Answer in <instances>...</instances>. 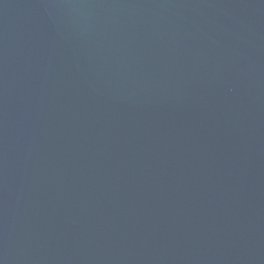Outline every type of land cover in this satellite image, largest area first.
<instances>
[{
	"label": "water",
	"instance_id": "95a60500",
	"mask_svg": "<svg viewBox=\"0 0 264 264\" xmlns=\"http://www.w3.org/2000/svg\"><path fill=\"white\" fill-rule=\"evenodd\" d=\"M0 264H264V0H0Z\"/></svg>",
	"mask_w": 264,
	"mask_h": 264
}]
</instances>
